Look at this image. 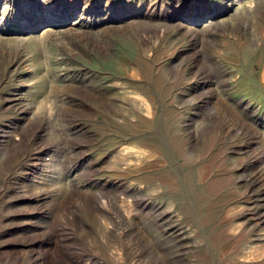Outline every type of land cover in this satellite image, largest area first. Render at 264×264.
I'll return each mask as SVG.
<instances>
[{
    "label": "rangeland",
    "instance_id": "obj_1",
    "mask_svg": "<svg viewBox=\"0 0 264 264\" xmlns=\"http://www.w3.org/2000/svg\"><path fill=\"white\" fill-rule=\"evenodd\" d=\"M149 1L0 0V264H264V0Z\"/></svg>",
    "mask_w": 264,
    "mask_h": 264
},
{
    "label": "bare ground",
    "instance_id": "obj_2",
    "mask_svg": "<svg viewBox=\"0 0 264 264\" xmlns=\"http://www.w3.org/2000/svg\"><path fill=\"white\" fill-rule=\"evenodd\" d=\"M163 1H164V0H151V2L149 1V3H147V4H148V7H149V10H150V12H151V13H150V12H149V13H150L151 15H159L160 12H158V10H157V8H156V5H157V2H162V3H163ZM169 1H171V0H169ZM169 1H168V2H169ZM177 1H178V0H177ZM179 1H180V0H179ZM253 1H254V0H253ZM253 1H251V2H253ZM135 2H136V1H135ZM139 2H140V1H139ZM141 2H142V1H141ZM171 2H172V1H171ZM173 2H174V1H173ZM176 3H177V2H176ZM201 3H202V2H201ZM180 5H181V3H180ZM163 6H164V5H163ZM177 6H178V4H177ZM177 6H176V7H177ZM185 6H186V4H185ZM169 8H170V7H169ZM153 21H154V20H153ZM217 22H218V21H217ZM217 22H216V23H217ZM214 23H215V22H214ZM218 24H219V23H218ZM213 25H214V24H213ZM218 26H219V25H218ZM218 26H216V27H218ZM145 42H146V41H145ZM149 45H150V44H149ZM151 47H152V46H151ZM205 56H206V55H205ZM212 58H213V57H212ZM210 59H211V58H210ZM220 59H221V57H220ZM226 61H227V60H226ZM207 62H208V60H207ZM213 62H214V61H213ZM215 62H216V61H215ZM213 64H215V63H213ZM217 64H218V63H217ZM215 68H216V67H215ZM228 69H229V68H228ZM211 70H212V69H211ZM216 70H217V69H216ZM212 71H213V70H212ZM222 72H223V71H222ZM220 73H221V72H220ZM236 73H237V72H236ZM215 75H216V74H215ZM217 75H219V74H217ZM223 75H224V74H223ZM237 75H238V74H237ZM224 76H225V75H224ZM222 77H223V76H222ZM228 77H229V76H228ZM220 78H221V77H220ZM220 78H219V79H220ZM260 78H261L260 81L264 83V64H263V67H262V72H261V76H260ZM217 79H218V78H217ZM226 79H227V77H226ZM230 84H231V83H230ZM125 93H128V92H125ZM129 93H130V92H129ZM118 94H119V93H118ZM140 94H142V93H140ZM240 95H241V94H240ZM119 100H120V99H119ZM119 100H118V101H119ZM132 101H134V102H138L137 99L134 98V97L132 98ZM247 101H248V100H247ZM139 104L142 105V106L144 105L146 108L148 107V105H147L146 102H143V104H142L141 101H140ZM253 104H254V103H253ZM254 105H255V104H254ZM128 107H129V106H128ZM246 112H247V111H246ZM249 113H250V112H249ZM32 131H34V130H32ZM2 136H3V135H2ZM23 139H24V138H23ZM23 139H22V140H23ZM30 139H31V138H30ZM9 140H10V139H9ZM25 140H26V139H25ZM21 142H22V141H21ZM27 142H28V140H27ZM24 143H26V141H25ZM14 144H16V143H14ZM22 144H23V143H22ZM33 144H34V143H33ZM18 145H19V143H18ZM24 145H25V144H24ZM14 146H15V145H14ZM25 146H27V144H26ZM27 148H28V147H27ZM23 149H24V147H23ZM20 151H21V150H20ZM11 152H12V151H11ZM18 152H19V151H18ZM121 152H125L126 154L131 155V153H133V152H132V146H130V145H126V146H124V147L118 152L119 155H117V157H118V156H121V157L119 158L120 161H121L122 157L125 158V159H128V158L131 159V157H130V156L128 157V155L126 156V154L120 155ZM134 152H135V151H134ZM118 153H117V154H118ZM29 154H30V153H29ZM246 154H247V153H246ZM139 155H140V154H139ZM254 157H255V156H253V158H254ZM256 157H257V156H256ZM261 157H262V156H261ZM261 157H260V158H261ZM133 159H134V158H133ZM256 160H258V158H257ZM256 160H255V161H256ZM28 161H30V160H28ZM260 161H261V160H260ZM260 161H259V162H260ZM18 165H19V164H18ZM253 165H254V164H253ZM249 166H250V165H249ZM249 166H248V167H249ZM255 168H256V167H255ZM258 169H259V168H258ZM256 170H257V169H256ZM29 172H30V171H29ZM259 173H261V172H259ZM7 174H8V173H7ZM250 175H251V174H250ZM256 176H258V175H256ZM251 178H252V177H251ZM260 179H261V178H260ZM260 179H259V180H260ZM254 180H255V179H254ZM263 180H264V179H263ZM256 182H257V181H256ZM249 183H250V182H249ZM260 183H261V181H260ZM250 184H251V183H250ZM252 189H253V188H252ZM126 192H127V191H126ZM130 192H131V191H130ZM131 193H132V192H131ZM257 196H258V195H257ZM263 196H264V195H263ZM147 197H148V196H147ZM255 198H256V196H255ZM138 199H141V198H138ZM142 199H144V198H142ZM85 200H86V199H85ZM262 200H264V199H262ZM140 201H141V200H140ZM144 201H145V200H144ZM147 201H148V200H147ZM135 202H136V200H135ZM255 202H256V201H255ZM125 203H126V201H125ZM139 203H140V202H139ZM149 203H150V202H149ZM152 203H153V202H152ZM152 203H151V204H152ZM145 204H146V203H145ZM126 205H127V204H126ZM126 205H125V206H126ZM156 205H157V204H156ZM160 205H161V204H160ZM86 206H87V205H86ZM130 206H131V205H130ZM150 206H151V205H150ZM152 206H153V205H152ZM142 207H143V206H142ZM155 207H156V206H155ZM160 207H161V206H160ZM160 207H159V208H160ZM163 209H164V208H163ZM153 210H154V209H153ZM160 210L162 211V209H160ZM164 210H165V209H164ZM256 211H257V210H256ZM256 211H255V213H256ZM157 212H158V211H157ZM263 212H264V211H263ZM155 213H156V212H155ZM167 213H168V212H167ZM172 213H173V212H171V214H172ZM160 214H162V213H160ZM167 216H168V215H167ZM156 217H157V216H156ZM76 218H77V217H76ZM169 218H170V217H169ZM77 219H78V218H77ZM167 219H168V218H167ZM261 219H262V218H261ZM156 220H158V219L156 218ZM170 222H171V221H170ZM121 223H122V222H121ZM173 223H174V222H172V224H173ZM170 224H171V223H170ZM166 225H168V224H166ZM261 225H262V224H261ZM176 227H177V226H176ZM82 229H83V228H82ZM232 229H235V227L233 226ZM62 230H63V229H62ZM68 230H69V229H68ZM167 231H168V230H167ZM180 231H181V230H180ZM83 232H84V231H83ZM181 235H182V234H181ZM181 235H180V236H181ZM33 239H34V238H33ZM33 241H34V240H33ZM191 242H192V241H191ZM26 243H28V241H27ZM29 243H30V242H29ZM121 243H122V242H121ZM16 245H17V244H16ZM86 245H87V244H86ZM86 245H85V246H86ZM115 245H116V244H115ZM17 246H18V245H17ZM87 246H88V245H87ZM87 246H86V248H88ZM89 246H90V245H89ZM64 247H65V246H64ZM181 247H182V246H181ZM66 248H67V247H66ZM66 248H65V249H66ZM71 248H72V247H71ZM93 248H94V247H93ZM121 248H122V247H121ZM179 248H180V247H179ZM15 249H16V248H15ZM30 249H31V248H30ZM30 249H28V250H30ZM184 249H185V248H184ZM16 250H17V249H16ZM18 250H19V249H18ZM18 250H17V251H18ZM32 250H33V248H32ZM60 250H62V248H61ZM83 250H84V249H83ZM64 251H65V250H64ZM71 251H72V250H71ZM120 251H121V250H120ZM176 251H177V250H176ZM54 252H55V251H54ZM78 252H79V251H78ZM59 253H60V252H59ZM61 253H62V252H61ZM64 253H65V252H63V255H64ZM68 253H69V252H68ZM68 253H67V254H68ZM87 253H88V252H87ZM89 253H90V252H89ZM121 253H122V252H121ZM31 254H32V253H31ZM74 254H75V253H74ZM74 254H73V255H74ZM83 254H84V253H83ZM53 255H54V254H53ZM55 255H56V254H55ZM58 255H59V254H58ZM71 255H72V254H71ZM81 255H82V254H81ZM81 255L78 256V257H81ZM91 255H92V254H91ZM122 255H123V253H122ZM75 256H76V255H75ZM87 256H88V255H86V257H87ZM250 256H251V255H250ZM56 257H57V256H56ZM56 257H55V258H56ZM241 257H242V256H241ZM248 257H249V256H248ZM36 258H37V257H36ZM58 258H59V257H58ZM60 258H61V260L63 261L62 257H60ZM81 258H82V257H81ZM99 258H100V257H99ZM101 258H102V257H101ZM103 258H104V257H103ZM17 259H18V258H17ZM52 259H54V258H52ZM82 259H83V258H82ZM88 259L91 260V261H93V263H94V260L96 259V257H93V255H92L91 257L88 256V258H85V259L79 261V260L76 259V258H73V257H71V256H68L65 260H66V264H86L87 262H85V260L87 261ZM113 259H114V258H113ZM179 259H180V258H179ZM245 259H246V258H245ZM14 260H15V259H14ZM54 260H55V259H54ZM54 260H53V261H54ZM61 260H60V261H61ZM114 260H115V259H114ZM175 260H176V259H175ZM91 261H90V262H91ZM116 261L118 262V260H116ZM184 261H185V260H184ZM41 262H42V261H41ZM64 262H65V261H64ZM90 262H89V263H90ZM97 262H98V261H97ZM97 262H96V263H97ZM174 262H175V261H174ZM186 262H187V261H186ZM192 262H193V261H192ZM19 263H20V262H19ZM42 263H43V262H42ZM52 263H53V262H52ZM55 263H56V262H55ZM106 263H107V262H106ZM120 263H121V262H120ZM122 263H123V262H122ZM184 263H185V262H184ZM190 263H191V262H190ZM36 264H38V262H37ZM49 264H50V263H49ZM56 264H57V263H56ZM58 264H62V263H59V261H58ZM100 264H101V263H100ZM107 264H108V263H107ZM133 264H134V263H133ZM185 264H186V263H185Z\"/></svg>",
    "mask_w": 264,
    "mask_h": 264
}]
</instances>
